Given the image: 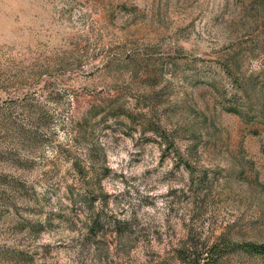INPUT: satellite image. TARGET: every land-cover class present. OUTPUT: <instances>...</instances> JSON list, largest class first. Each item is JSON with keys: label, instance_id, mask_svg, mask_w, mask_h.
I'll use <instances>...</instances> for the list:
<instances>
[{"label": "rangeland", "instance_id": "374dc122", "mask_svg": "<svg viewBox=\"0 0 264 264\" xmlns=\"http://www.w3.org/2000/svg\"><path fill=\"white\" fill-rule=\"evenodd\" d=\"M0 264H264V0H0Z\"/></svg>", "mask_w": 264, "mask_h": 264}, {"label": "trees", "instance_id": "16d2710c", "mask_svg": "<svg viewBox=\"0 0 264 264\" xmlns=\"http://www.w3.org/2000/svg\"><path fill=\"white\" fill-rule=\"evenodd\" d=\"M95 229H94V226H91V229H90V234L92 235V236H95Z\"/></svg>", "mask_w": 264, "mask_h": 264}]
</instances>
